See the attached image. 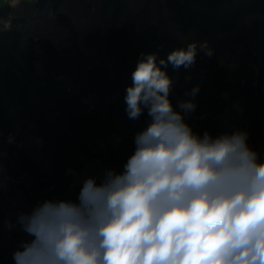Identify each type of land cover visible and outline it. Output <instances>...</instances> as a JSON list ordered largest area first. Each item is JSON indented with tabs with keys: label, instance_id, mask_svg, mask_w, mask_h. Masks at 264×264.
Masks as SVG:
<instances>
[{
	"label": "clouds",
	"instance_id": "1",
	"mask_svg": "<svg viewBox=\"0 0 264 264\" xmlns=\"http://www.w3.org/2000/svg\"><path fill=\"white\" fill-rule=\"evenodd\" d=\"M199 50L213 55L206 41ZM197 51L189 43L159 65L156 54H142L126 111L135 120L147 109L151 122L135 136L134 153L122 172L106 170L99 184L85 179L78 202L44 201L20 213L33 239L15 264H264V159L246 131L195 134L184 120L193 100L176 111L169 99L164 69L192 67ZM2 142L0 130V159Z\"/></svg>",
	"mask_w": 264,
	"mask_h": 264
},
{
	"label": "rangeland",
	"instance_id": "2",
	"mask_svg": "<svg viewBox=\"0 0 264 264\" xmlns=\"http://www.w3.org/2000/svg\"><path fill=\"white\" fill-rule=\"evenodd\" d=\"M188 1L191 0H182L186 3ZM34 3L35 0H12L8 15L0 17V26L18 32L12 71L16 76L26 74L31 81L40 79L41 85L44 84L43 78L47 76L65 88L59 92L63 96L59 104H51L54 111L51 119L53 124L61 126L62 134L70 141L84 147L87 156V163L81 169H68L72 184L81 183L87 178H95L100 183L106 170L122 172L106 163L104 158L116 151L123 141V134L126 133V129L120 126L121 121L117 120L118 124L110 123L109 117L113 111L107 106L115 99L116 93L110 90L112 81L117 76H124L123 67L116 63L115 58L108 56L105 47L95 48L90 45V40L98 42L100 37H105L108 29L128 23L135 25L136 33L155 29L161 38L174 42L170 52L186 49L192 42L197 44L195 64L188 69H173V84L169 95L176 111H181V101L191 99L195 103V111L184 117L195 134L203 136L204 132H208L205 119L213 116L206 110L208 104L218 105L222 99H228L223 104L253 108L261 106V118L258 119L253 136L250 134L247 116L235 111L230 113L234 119V130L230 129V132L246 131L249 147L264 159V14L255 12L237 17L229 28L220 25L218 30L202 35L199 18H196L198 24L188 29H182L177 24L173 5L169 0H127L126 7L117 17L112 16V7L106 0H62L57 9H53L51 2H46L42 8L36 7ZM96 31L98 34L89 39L87 34ZM205 41L213 50L211 57L199 50V45ZM42 43L53 46L64 57L76 55V50L83 52L86 62L79 60V67L76 68L74 65L71 69L54 67L48 70L42 54ZM138 54V49H134L132 54L124 58L128 68L138 64L141 59ZM103 68L105 72L101 73ZM197 86L200 89L198 94L194 98L188 95ZM224 90L228 95L232 93L233 98L225 97ZM221 94L225 95L222 97ZM69 96L78 98L77 102H73L75 107H71L65 100ZM35 104L40 109H47L48 106L37 101ZM64 105H68L70 110L75 108L76 116L69 119V114H63L64 120L56 122L57 107ZM114 113L117 114L116 110ZM11 116L14 114H9V121L5 118V124L0 126L4 139L3 157L0 159V221L1 218L7 221L0 231V264H15L14 253L22 250V245L33 239L16 223L20 213L27 214L32 211L28 210L31 205L27 202L33 200L43 203L46 199L50 201L53 189L48 184L37 185L26 171H13L10 174L7 167L8 163L10 166L12 163L9 153L16 145L8 143L9 135L19 142L18 145L22 143L21 148L28 147L25 150L41 143L37 142L40 138L36 137L34 131L36 125L27 121L25 124L28 126L22 129L17 121L10 119ZM121 116L128 121L137 120L130 119L124 112ZM19 119L24 120L23 117ZM82 119L93 121V128L91 124H85V128L81 129L84 126ZM145 124V121L142 122V126ZM141 130L140 128L139 132ZM33 189L37 191L38 197L31 194L26 198L23 196L25 191L31 193ZM24 203L27 207L21 208L20 204Z\"/></svg>",
	"mask_w": 264,
	"mask_h": 264
},
{
	"label": "trees",
	"instance_id": "3",
	"mask_svg": "<svg viewBox=\"0 0 264 264\" xmlns=\"http://www.w3.org/2000/svg\"><path fill=\"white\" fill-rule=\"evenodd\" d=\"M11 1L0 0V17L8 15L11 10ZM106 1L112 7L113 17H117L127 5V0ZM169 1L173 5L177 24L179 23L182 29H188L196 26L198 24L196 18H199L201 23L200 33L202 35L210 33L211 30H218L220 25L224 28H229L237 17L255 12L264 14V0H191L187 3L182 2V0ZM46 2H51L53 9H57L62 0H35L34 4L36 7L42 8ZM134 26L133 23H128L120 27H112L108 29L104 38L99 36L100 41L90 40V45L95 48L99 47L100 49L101 46L105 47L108 56L115 58L116 63L118 65L121 64L123 67L124 76H117L112 81L110 90L116 94L115 99L107 104V106H109L110 111H113L109 117L110 123L118 124L116 121H121V124H119L126 129V133L123 134V141L116 151L104 158L106 163L115 166L120 171H123L127 160L134 153V136L139 133L140 128L143 131L151 122V117H149L147 109L143 110L142 115L135 122L128 121L121 116L123 112L128 116L125 102L126 89L132 85V73L137 67L136 64L128 68L124 58L132 54L134 49H138V55L141 59L143 58L142 54H156L157 64L159 65L160 59H167L171 45L174 44L169 39L161 38L155 29H147L142 33H136ZM95 34H98L97 31L89 32L87 36L90 39ZM17 39V31L8 30L4 26H0V126L5 124V118L6 121H9L7 120L9 114H14L15 117L11 116L10 119L17 121L22 129L28 126L25 124L27 121H31L37 127L34 131L36 132V137L40 138L41 143L31 149L25 150L28 147L21 148L18 146L19 142L14 139L16 141L14 142L16 147L12 149L13 151L10 150L9 155L12 163L11 166L9 163L7 164L8 170L10 174L13 171H26L32 176V181L37 185H51L53 189L51 190L52 198L50 201L63 200L78 202V195L83 182L72 184L71 174H68L67 171L70 168L81 169L87 163V156L85 155L84 147L76 142L70 141L65 134H62L63 129L61 126L57 123V125L53 124L54 121L51 119V116H54L51 104L52 102L57 104L62 100L63 96L59 92L65 88L47 76L43 78L44 84L41 85L40 79L31 81L30 77L26 74L16 76L12 72L14 53L18 45ZM41 46L43 58L48 70L54 67V69H71L74 65L76 68L79 67V60L86 62V57L83 52L76 50V55L64 57L62 52H59L49 44L42 43ZM63 53H65L64 50ZM68 62H71V64H68ZM173 69L171 64H168L167 68L164 69L171 79H173ZM101 71V73L105 72L104 68ZM226 93L227 91H225ZM225 94H221V96L223 97ZM72 97L69 96L65 100L69 102L71 107H75L73 102H77L78 98L73 99ZM225 97L233 98V95L232 93L229 95L226 94ZM227 100L222 99L218 105L214 103L208 104L209 106L206 110L213 115L205 119L206 124H208L206 128L208 133L212 137L226 133L230 134V129L232 131L234 130L232 126L234 119L230 113L235 111L236 113L240 112L242 115L247 116L249 130L251 131L250 134L253 136L256 131L258 119L261 118L259 113L261 106L253 108L223 104ZM32 101L34 102L32 103ZM35 101L41 104H47V109L38 108ZM67 106L57 107L58 118H55L56 122L64 120L63 114H69V119L76 116V109L70 110ZM173 108L175 109L174 106ZM78 109H81V107H78ZM11 110L12 112H10ZM114 110H116L117 114L114 113ZM21 117L24 120L21 121L19 119ZM144 121L146 124L142 126V122ZM82 122L84 126L81 129L90 124L91 127L93 126V121L89 119H82ZM30 194L37 196L38 193L33 189L31 193L25 191L23 196L26 198ZM27 203L31 205L28 209L29 211L41 204L39 201L33 200ZM25 204H20L21 208H24V206L27 207ZM17 206L19 207V205ZM6 223V219L1 218L0 231L2 229L1 226ZM16 223L19 224L18 222Z\"/></svg>",
	"mask_w": 264,
	"mask_h": 264
}]
</instances>
